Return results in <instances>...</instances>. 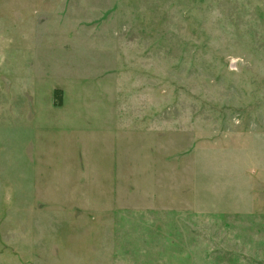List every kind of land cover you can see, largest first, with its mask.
Here are the masks:
<instances>
[{
	"label": "rangeland",
	"instance_id": "rangeland-1",
	"mask_svg": "<svg viewBox=\"0 0 264 264\" xmlns=\"http://www.w3.org/2000/svg\"><path fill=\"white\" fill-rule=\"evenodd\" d=\"M101 224L264 264V0H0V264H95Z\"/></svg>",
	"mask_w": 264,
	"mask_h": 264
},
{
	"label": "crops",
	"instance_id": "crops-1",
	"mask_svg": "<svg viewBox=\"0 0 264 264\" xmlns=\"http://www.w3.org/2000/svg\"><path fill=\"white\" fill-rule=\"evenodd\" d=\"M63 116L66 120L78 125L87 117V113L74 111L70 114L64 113ZM79 162H81L80 159ZM101 226L102 227L99 228L96 227V246L94 250L91 251L88 247L82 246L78 251L81 255H88V253H91L95 257V264H134L136 261H140L143 264L149 263L151 258L146 250H144L142 254H139L138 260L136 259L135 243L130 242L132 241L129 235L131 233H129L127 229L125 231V229L119 227L116 228V225H113L111 230L108 231L105 230L104 224H101ZM122 239L125 240L122 249L127 253L124 257L120 255L121 250H119V242ZM147 249L150 252L149 247Z\"/></svg>",
	"mask_w": 264,
	"mask_h": 264
},
{
	"label": "trees",
	"instance_id": "trees-1",
	"mask_svg": "<svg viewBox=\"0 0 264 264\" xmlns=\"http://www.w3.org/2000/svg\"><path fill=\"white\" fill-rule=\"evenodd\" d=\"M63 92L61 90H56L54 92V105L55 106H62L63 105Z\"/></svg>",
	"mask_w": 264,
	"mask_h": 264
}]
</instances>
